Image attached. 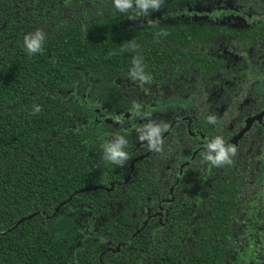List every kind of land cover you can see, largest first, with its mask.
<instances>
[{
	"label": "trees",
	"instance_id": "1",
	"mask_svg": "<svg viewBox=\"0 0 264 264\" xmlns=\"http://www.w3.org/2000/svg\"><path fill=\"white\" fill-rule=\"evenodd\" d=\"M117 10L114 0H0V264H264V200L254 217L250 204L259 191L249 133L230 163L209 164L205 184L202 156L190 159L174 188L183 208H172L157 227L141 210L157 209L156 190L166 196L171 181L161 178L175 131L131 165L124 147L128 159L118 165L78 122L82 111L65 97L73 91L113 111L125 104L124 78L139 81L141 69L150 78L193 69L204 80L219 69L200 35L152 26L119 31L109 18ZM37 30L42 51L29 54L24 37ZM198 100L195 116L203 124ZM239 101L229 113L238 112ZM67 206L103 218L97 231L105 242L84 236L76 243L70 221L50 225Z\"/></svg>",
	"mask_w": 264,
	"mask_h": 264
},
{
	"label": "flooded vegetation",
	"instance_id": "2",
	"mask_svg": "<svg viewBox=\"0 0 264 264\" xmlns=\"http://www.w3.org/2000/svg\"><path fill=\"white\" fill-rule=\"evenodd\" d=\"M162 1L165 0H161L165 7L141 18L138 25L128 24L126 30L152 26L160 30L173 29L179 35H200L208 53L220 60L216 76L204 80V76L200 77L193 69L162 71L146 81H134L126 76L120 90L125 99L124 106L112 111L97 103L101 110L107 109L100 118L110 123L107 129L97 133L88 126L102 147L123 137L127 141L124 147L130 150L133 158L129 165L154 149L149 147L150 141L144 143L145 139L137 140L132 136L138 125L148 123V119L155 116L159 131L152 140L157 141L156 146L171 130L175 131L171 144L176 148L169 166L165 167L166 174L161 178L166 183L171 181L166 196L156 190L154 204L157 209L149 215V208L141 210L147 220L154 218L159 226L166 222L172 208L183 204L182 195L174 192V188L194 155L202 156L204 184L208 181V170L212 167L205 159L209 151L207 145L217 136L225 143L248 125L225 147L235 148L237 141L249 133L247 137L252 143L254 157L252 173L257 179L259 166L264 163V0H167L169 5ZM237 96L240 99L235 107L238 112L229 113L228 110H234ZM202 97L204 101L199 104L204 108L203 124L196 120L194 106V101L198 103ZM222 117L226 118L224 129ZM209 118H214L215 122H209ZM117 120L124 121V125L116 130L114 123ZM261 174L256 191L261 189L264 200V169Z\"/></svg>",
	"mask_w": 264,
	"mask_h": 264
},
{
	"label": "rangeland",
	"instance_id": "3",
	"mask_svg": "<svg viewBox=\"0 0 264 264\" xmlns=\"http://www.w3.org/2000/svg\"><path fill=\"white\" fill-rule=\"evenodd\" d=\"M162 3L165 5H169V1L167 0L162 1ZM161 7H165V6L160 4L159 8ZM156 10L158 9L149 8L147 13L145 14L144 11L136 3H134L132 8L129 9V11L126 10V11L121 12L120 10H117L116 13L112 14L109 17L111 21L110 25H113V27H116L115 29L119 31L121 29L126 30L128 24L138 25L139 22H141L140 21L141 18L149 17L150 15L154 14ZM86 93L87 92L85 91L84 92L73 91L67 94L65 97L67 100L71 101L82 111L81 118L78 120V122L81 123L82 126L86 125V126L92 127L97 133H99L103 128L107 129V126L110 125V123L106 121V119L105 120L100 119L103 116V112H105V110L107 111V109L102 108L104 110H101L100 109L101 107L96 103V101L89 98ZM96 116L98 117L97 119H96ZM95 120H99V121L96 122ZM123 125H124V121L122 120H117V122L114 123L116 130L117 128L123 127ZM156 126L157 124L155 121V116H151L148 119V123H142L138 125V127L132 131V136L137 138V140H140L141 138L145 139L144 143H149V141L151 143L152 136H149V133L151 129L153 127L156 128ZM113 130L115 129L113 128ZM263 169H264V163H261V165L259 166L258 179H257V176L255 177V175L251 173V179L255 185L260 183L261 178H262L261 171ZM255 190H256V186H255ZM261 193L262 191L260 189L259 194L253 199V202L250 204L251 209L252 208L255 209L254 217L256 218L259 217L257 214V211H258L257 209L259 205L263 202V196ZM174 208L177 209V208H183V207L176 206ZM64 211H65L64 213L62 212L59 215L53 216L52 219L50 220V225L56 224L57 222L70 221L75 224L74 237L76 239L75 241L76 243L77 241H79L81 237H84V236H90L91 239L99 243L105 242V239L102 236H100L97 231V228L103 221V218H98V219L93 218L91 216L89 209L87 208L67 206L64 209ZM188 212H190V209H188ZM144 225L142 224L139 229L135 230L134 234H136L140 229H142ZM157 227H162V225L160 226L157 225ZM153 228L155 229V226H153Z\"/></svg>",
	"mask_w": 264,
	"mask_h": 264
},
{
	"label": "clouds",
	"instance_id": "4",
	"mask_svg": "<svg viewBox=\"0 0 264 264\" xmlns=\"http://www.w3.org/2000/svg\"><path fill=\"white\" fill-rule=\"evenodd\" d=\"M135 3L144 11L146 14L149 8L159 9L161 0H135ZM115 7L121 12L126 11L133 6V0H114ZM44 33L40 30H37L33 34L25 35L24 45L25 49L29 54H35L42 51V44L44 41ZM134 64H137L139 68L138 61L134 59ZM136 75L140 77L141 81H146L148 77L143 75L142 69L139 70ZM39 106L36 107L35 111H39ZM209 122H215L214 118H209ZM157 128L151 130V136H155L158 133ZM157 141L152 140L149 147L155 148ZM127 144V141L120 137L115 142L106 143L104 145V156L105 158L118 165H122L124 161L128 159L127 153L123 150L124 146ZM224 140L220 137L215 138V140L207 145L209 151L205 156V159L213 165H221L224 163H230V154L234 155L236 149L234 147L224 146ZM213 151L215 154L213 155Z\"/></svg>",
	"mask_w": 264,
	"mask_h": 264
},
{
	"label": "water",
	"instance_id": "5",
	"mask_svg": "<svg viewBox=\"0 0 264 264\" xmlns=\"http://www.w3.org/2000/svg\"><path fill=\"white\" fill-rule=\"evenodd\" d=\"M247 127H248V125H245V126L241 129V131H240V132H239V133H238L233 139H231V140L225 142L224 146L227 145L228 143H232V142H234V141L239 137V135H241V134L247 129ZM67 200H68V199H67ZM67 200H65L64 202L60 203L59 205H62V204H64V203H66ZM56 210H57V207L54 209V213L56 212ZM54 213H53V214H54ZM33 215H34V214H30V215H28V216H26V217H24V218L19 219L17 222H15V223L11 226V228L14 227L17 223L23 221L24 219H28V218L32 217ZM4 232H5V231H4ZM4 232H0V234H3ZM117 249H118V248H117Z\"/></svg>",
	"mask_w": 264,
	"mask_h": 264
}]
</instances>
